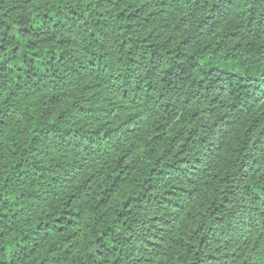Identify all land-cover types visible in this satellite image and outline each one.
Returning a JSON list of instances; mask_svg holds the SVG:
<instances>
[{
  "label": "trees",
  "instance_id": "16d2710c",
  "mask_svg": "<svg viewBox=\"0 0 264 264\" xmlns=\"http://www.w3.org/2000/svg\"><path fill=\"white\" fill-rule=\"evenodd\" d=\"M0 264H264V0H0Z\"/></svg>",
  "mask_w": 264,
  "mask_h": 264
}]
</instances>
